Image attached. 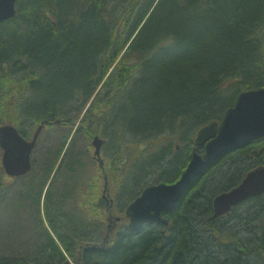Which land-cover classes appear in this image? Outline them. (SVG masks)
<instances>
[{
	"label": "trees",
	"instance_id": "16d2710c",
	"mask_svg": "<svg viewBox=\"0 0 264 264\" xmlns=\"http://www.w3.org/2000/svg\"><path fill=\"white\" fill-rule=\"evenodd\" d=\"M15 7L0 22V124L24 136L25 123L67 127L36 183L49 196L63 178L64 191L47 199L51 207L72 204L59 222L61 212L47 203L41 243L16 252L22 256L1 254L0 264H264V194L235 206L228 220L211 205L264 164V137L197 176L163 214L166 224L132 230L122 216L149 182L180 176L200 126L219 120L239 91L264 86V0H16ZM89 134L105 139L113 210L123 218L106 243L103 180L87 148L75 149ZM53 170L60 176L52 182Z\"/></svg>",
	"mask_w": 264,
	"mask_h": 264
},
{
	"label": "water",
	"instance_id": "95a60500",
	"mask_svg": "<svg viewBox=\"0 0 264 264\" xmlns=\"http://www.w3.org/2000/svg\"><path fill=\"white\" fill-rule=\"evenodd\" d=\"M16 0H0V22L15 14ZM58 123V121H55ZM40 123L31 140L23 138L17 128L10 124L0 126L1 163L5 172L18 176L31 169L30 155L37 137L43 128ZM264 136V87L241 91L232 106L228 107L220 121H212L198 129L194 138L196 146L180 177L172 183L159 182L146 186L141 193L126 207L128 226L138 230L144 224L166 223L162 212L173 209L185 190L206 168L220 156L237 146ZM104 140L95 135L92 137L93 157L103 173V196H107V175L100 155ZM197 146H203L202 153ZM264 192V165L249 170L243 179L234 187L216 194L212 199L213 216L222 215L230 208L249 196ZM109 203V201H108ZM108 211L107 230L112 228V215ZM118 217L115 218L117 220Z\"/></svg>",
	"mask_w": 264,
	"mask_h": 264
},
{
	"label": "rangeland",
	"instance_id": "374dc122",
	"mask_svg": "<svg viewBox=\"0 0 264 264\" xmlns=\"http://www.w3.org/2000/svg\"><path fill=\"white\" fill-rule=\"evenodd\" d=\"M23 127L26 129L27 136L31 137L33 131L35 130L36 123L32 125L25 123ZM66 131L67 127L58 124L47 125L42 128L37 138L35 149L31 156L33 159V171L28 176L18 178H11L7 176L1 165L0 149V255L8 254L9 256H22L23 253L17 255L16 252H25L27 250L24 249L31 248L32 246L34 247L37 244L41 243L42 238L40 237V235L43 233L40 221L45 222L47 226L50 225L48 224L45 214V211L47 209V203L44 201L45 192L42 194L41 198H36L40 200V203L32 200L39 192V183L45 178L46 170L44 169L45 166H43L44 161L45 159H49L47 157H51L54 153L57 152L62 136L66 134ZM93 135L95 134H89L85 137L81 136L75 144V149H83L86 147L91 156L93 153V146L91 145ZM176 142H174V144ZM142 145V143H139L138 147L141 148ZM138 147H136L137 151L140 150ZM151 148H149L148 150H150ZM101 153L103 158L105 159L104 153ZM140 155H142V158L145 156L143 152ZM51 160L49 161V163H51ZM94 167L96 170H98V173H100L97 163H95ZM49 173L50 177L52 178V182L55 176H60V173L57 174L55 170L50 171ZM100 175L102 177V174ZM149 178H151V176H149ZM64 182L65 181L63 178H57L55 183L53 182L50 191H52L54 194L50 192L51 195L49 194V200H53L54 197L56 198V196L60 195V192L64 191V184L69 183ZM119 196V202H123V196L121 192ZM70 200L64 201L61 206L55 205V207H51V203L48 202L49 210L54 212H61L62 215H59L57 218H63V214L68 215L70 212L69 209H71L72 204ZM243 205L249 206L247 204ZM238 211L239 213H242L243 208L241 206L238 207ZM229 214L222 216V218L220 219H230L231 217ZM61 218L59 222H61ZM236 222L237 220L232 219V221L229 223V226L227 227L230 228L231 226L235 225ZM94 226L96 229L97 226ZM230 229H232V227ZM241 234L244 237L248 235V233L243 231L240 232V235ZM88 236H93V234ZM21 247H23L22 250H17V248Z\"/></svg>",
	"mask_w": 264,
	"mask_h": 264
},
{
	"label": "bare ground",
	"instance_id": "6f19581e",
	"mask_svg": "<svg viewBox=\"0 0 264 264\" xmlns=\"http://www.w3.org/2000/svg\"><path fill=\"white\" fill-rule=\"evenodd\" d=\"M45 192V193H44ZM44 193V201L46 202V203H48L49 202V200L47 199V197L49 198V196H48V194H47V191L46 190H44L41 194H40V192H38L37 193V195L34 197V199L32 200V201H37L38 203H40V200L39 199H36V198H41V196H42V194ZM51 193H53V192H51ZM40 195V196H39ZM51 195V194H50ZM38 196V197H37ZM47 200H48V202H47Z\"/></svg>",
	"mask_w": 264,
	"mask_h": 264
},
{
	"label": "flooded vegetation",
	"instance_id": "af4514ba",
	"mask_svg": "<svg viewBox=\"0 0 264 264\" xmlns=\"http://www.w3.org/2000/svg\"><path fill=\"white\" fill-rule=\"evenodd\" d=\"M110 192V191H109ZM66 213V212H65Z\"/></svg>",
	"mask_w": 264,
	"mask_h": 264
}]
</instances>
